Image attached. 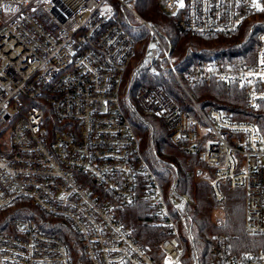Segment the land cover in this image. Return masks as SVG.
Returning <instances> with one entry per match:
<instances>
[{"label": "built area", "instance_id": "1", "mask_svg": "<svg viewBox=\"0 0 264 264\" xmlns=\"http://www.w3.org/2000/svg\"><path fill=\"white\" fill-rule=\"evenodd\" d=\"M110 1L0 0V209L29 199L67 219L90 264H185L192 233L181 214L190 198L176 180L165 182L168 166L153 143L143 149L134 119L146 113L206 165L200 178L219 201L223 181L243 190L245 229L264 234V126L205 109L190 89L197 81H233L248 86L247 104L257 107L264 101V30L251 60L213 55L181 71L175 45L132 0ZM158 2L197 34L264 27V0ZM140 29L148 31L142 45ZM158 67L193 108L152 83ZM140 196L162 219L157 258L116 216ZM42 224L19 216L10 230L0 229V264H74L67 244ZM218 260L264 264V249L232 254L225 245Z\"/></svg>", "mask_w": 264, "mask_h": 264}, {"label": "trees", "instance_id": "2", "mask_svg": "<svg viewBox=\"0 0 264 264\" xmlns=\"http://www.w3.org/2000/svg\"><path fill=\"white\" fill-rule=\"evenodd\" d=\"M134 7L175 45L181 71L187 65L213 55L226 60H240L243 57L251 60L257 34L264 30V27L255 25L251 31V25H245L233 33L197 34L183 30L177 23V16L164 12L158 0H134ZM263 16L260 14V17ZM147 37L148 31L140 29L137 33L139 45ZM158 69L152 83L178 98L183 106L193 108V104L171 73L161 67ZM247 88V85L240 86L233 81L219 80L197 81L190 86L203 108H221L235 119L250 120L264 126V101L257 107H250L247 104ZM134 125L141 137L143 149L150 152L153 143L158 157L168 166V170L161 171L165 182L176 180L178 191L190 198L183 206L181 214L192 233V244L185 247V264H224L218 260V256L225 245L232 254L264 249V234H250L245 229L244 195L240 187H232L223 181L221 189L224 199L219 201L211 184L201 179L198 173L206 165L196 154L172 141L171 131L161 118L142 113L134 119ZM173 169L174 174L170 171ZM152 209L147 198L140 196L132 206L117 209L116 216L125 225L134 227L135 240L157 258L162 254L158 242L164 231L162 219L152 215ZM19 216L41 221L43 228L59 235L67 244L74 264H90L83 252L81 235L67 219L47 214L29 199H20L10 207L0 209V229L10 230L13 220Z\"/></svg>", "mask_w": 264, "mask_h": 264}, {"label": "rangeland", "instance_id": "3", "mask_svg": "<svg viewBox=\"0 0 264 264\" xmlns=\"http://www.w3.org/2000/svg\"><path fill=\"white\" fill-rule=\"evenodd\" d=\"M111 1H112V0H111ZM111 1L108 2V5L112 7V3H111ZM132 4H133V7H134V0H132ZM134 9H135V7H134ZM135 10H136V9H135ZM136 11H137V10H136ZM133 18H134V17H133Z\"/></svg>", "mask_w": 264, "mask_h": 264}, {"label": "snow or ice", "instance_id": "4", "mask_svg": "<svg viewBox=\"0 0 264 264\" xmlns=\"http://www.w3.org/2000/svg\"><path fill=\"white\" fill-rule=\"evenodd\" d=\"M181 6H183V4H181Z\"/></svg>", "mask_w": 264, "mask_h": 264}, {"label": "water", "instance_id": "5", "mask_svg": "<svg viewBox=\"0 0 264 264\" xmlns=\"http://www.w3.org/2000/svg\"><path fill=\"white\" fill-rule=\"evenodd\" d=\"M198 173H200V171H198Z\"/></svg>", "mask_w": 264, "mask_h": 264}]
</instances>
